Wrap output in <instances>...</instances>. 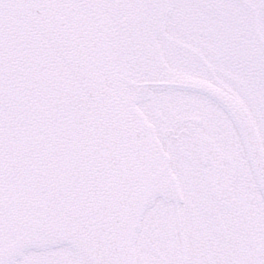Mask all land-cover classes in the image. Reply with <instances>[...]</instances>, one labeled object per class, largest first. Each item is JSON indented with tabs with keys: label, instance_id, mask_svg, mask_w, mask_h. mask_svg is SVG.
<instances>
[{
	"label": "water",
	"instance_id": "1",
	"mask_svg": "<svg viewBox=\"0 0 264 264\" xmlns=\"http://www.w3.org/2000/svg\"><path fill=\"white\" fill-rule=\"evenodd\" d=\"M167 12L168 0H0V264L59 248L77 264H137L146 213L181 199L139 106L155 90L223 103L264 191L244 111L160 57Z\"/></svg>",
	"mask_w": 264,
	"mask_h": 264
},
{
	"label": "flooded vegetation",
	"instance_id": "2",
	"mask_svg": "<svg viewBox=\"0 0 264 264\" xmlns=\"http://www.w3.org/2000/svg\"><path fill=\"white\" fill-rule=\"evenodd\" d=\"M175 73L208 82L248 114L264 154V0H168L156 36ZM140 109L168 153L181 192L145 215L137 264H264V191L226 106L155 90ZM16 264H77L67 248Z\"/></svg>",
	"mask_w": 264,
	"mask_h": 264
},
{
	"label": "bare ground",
	"instance_id": "3",
	"mask_svg": "<svg viewBox=\"0 0 264 264\" xmlns=\"http://www.w3.org/2000/svg\"><path fill=\"white\" fill-rule=\"evenodd\" d=\"M243 119H244L246 122H248V123L251 125V127L253 128V126H252V124H251V121H250V119H249V117H248V114H247L246 112L244 113ZM256 138H257V140L259 141V138H258V136H257V133H256ZM259 143H260V141H259ZM260 145H261V143H260ZM261 147H262V146H261Z\"/></svg>",
	"mask_w": 264,
	"mask_h": 264
}]
</instances>
